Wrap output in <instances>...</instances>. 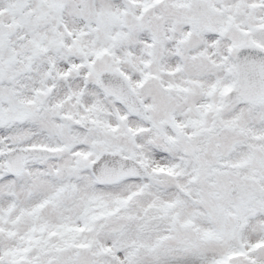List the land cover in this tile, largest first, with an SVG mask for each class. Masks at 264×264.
Here are the masks:
<instances>
[{"label":"snow or ice","instance_id":"snow-or-ice-1","mask_svg":"<svg viewBox=\"0 0 264 264\" xmlns=\"http://www.w3.org/2000/svg\"><path fill=\"white\" fill-rule=\"evenodd\" d=\"M0 264H264V0H0Z\"/></svg>","mask_w":264,"mask_h":264}]
</instances>
